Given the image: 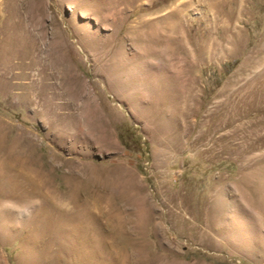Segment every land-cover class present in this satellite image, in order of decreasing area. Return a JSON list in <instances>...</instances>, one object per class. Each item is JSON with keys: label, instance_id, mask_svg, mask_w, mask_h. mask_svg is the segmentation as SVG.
<instances>
[{"label": "rangeland", "instance_id": "374dc122", "mask_svg": "<svg viewBox=\"0 0 264 264\" xmlns=\"http://www.w3.org/2000/svg\"><path fill=\"white\" fill-rule=\"evenodd\" d=\"M30 1L0 0V264H264V0H38L51 65L4 41Z\"/></svg>", "mask_w": 264, "mask_h": 264}, {"label": "bare ground", "instance_id": "6f19581e", "mask_svg": "<svg viewBox=\"0 0 264 264\" xmlns=\"http://www.w3.org/2000/svg\"><path fill=\"white\" fill-rule=\"evenodd\" d=\"M137 0H121V3L123 4V10L127 11L128 13H142V14H146L150 7L147 6L145 3H136ZM214 1V0H213ZM218 1V0H217ZM245 1V0H244ZM37 2L38 0H31L29 2V6H31L30 8L32 9L31 11L29 10V12H27V15H26V18L27 20H23L21 19L20 17L18 18V20L16 21V23L18 22L17 26H16V23L15 25L12 27V29L10 30H13L12 32H14L12 35H9V37H7V39H5V37L2 38L5 39L4 41L6 42V45H11L12 47L15 45L16 47L18 45L16 44H22L25 45V46H29V47H33L34 50L36 51V54H34V57H35V60L38 62V63H41L42 59L45 60V58H48L49 59V63L50 65L51 64H54V63H58L59 61L61 60H64V52H61V49H64L67 48V44H66V40H65V36H64V32L60 29H57L55 26V22L54 20L52 19L50 21V25H51V29L50 31H46L44 29V27L42 25H39L35 18H34V11H36V7H37ZM120 2V1H119ZM210 2V1H209ZM238 2V1H237ZM181 3V2H180ZM183 3V2H182ZM218 4V3H217ZM216 5V3H215ZM241 5V4H240ZM239 5V6H240ZM175 9L169 11V12H166V13H163L159 16H157L155 19L160 21L162 23V20H165L167 18H175V19H179L180 17V14L178 16V11H180L179 9V5L178 7H174ZM217 8V7H216ZM241 8V7H240ZM243 9V8H242ZM216 11V10H214ZM241 11V10H240ZM217 13V12H216ZM238 13V12H237ZM244 13V12H243ZM222 14V13H221ZM217 15V14H216ZM219 15V14H218ZM214 16V14H213ZM221 17V16H220ZM238 17V16H236ZM219 18V17H218ZM232 18V17H231ZM231 18H229L231 20ZM174 20V19H173ZM217 20V19H216ZM227 21V19H224V21ZM236 20V19H235ZM238 20V19H237ZM242 20V19H241ZM222 21V20H221ZM140 22V21H139ZM230 23V22H229ZM141 26H145V25H148L150 24L151 25V22L149 19H142V21L140 22ZM135 27V26H134ZM163 29V28H162ZM163 33V32H162ZM167 33V32H166ZM4 36V35H3ZM6 36V35H5ZM1 38V39H2ZM3 42V41H2ZM1 42V43H2ZM19 45V46H20ZM42 45H44L43 47H41ZM5 46V45H4ZM14 46V47H15ZM24 46V47H25ZM6 48V47H5ZM8 48V47H7ZM27 48V47H26ZM25 48V49H26ZM11 49V48H10ZM30 49V48H29ZM32 49V48H31ZM5 49H3L4 51ZM33 50V51H34ZM67 50V49H66ZM28 51V50H27ZM31 51V50H30ZM59 51V52H57ZM1 52V51H0ZM56 52V53H54ZM2 53V52H1ZM0 53V55H1ZM5 53V52H4ZM44 54V57L41 56V54ZM51 53H54V56H52ZM29 54V53H28ZM1 57V56H0ZM3 57V56H2ZM30 57H33V56H30ZM53 57V58H52ZM46 68V65L43 63L41 66H40V71L43 72V70ZM42 75V74H41ZM33 101V100H32ZM96 112V111H95ZM94 113V112H93ZM12 162V161H11ZM35 169V168H34ZM21 172V171H20ZM19 174V173H18ZM26 176V175H25ZM24 176V177H25ZM22 178V176H19ZM18 177V178H19ZM23 177V178H24ZM7 182V181H6ZM36 182V181H35ZM37 184V183H36ZM19 185V184H18ZM35 185V184H34ZM37 188V187H35ZM39 189V188H38ZM22 190V189H21ZM41 190V189H40ZM45 191V190H44ZM43 192V191H42ZM29 195H34V194H37L39 195L40 197L42 196L43 200H44V203H46L47 201L48 202H51L50 199H48L47 197H45L46 195H42L41 194V191L40 192H37V191H33V192H28ZM21 196V195H20ZM16 199V198H15ZM15 201V200H14ZM34 203V202H33ZM43 206V207H42ZM40 206L39 208H36V210L34 211L36 214L31 216L32 218V223H33V230L35 231V235L36 236H39V235H44L43 237H46L47 240H49V242L52 240L53 236L54 235H57V233H61L62 231H66V226H67V220L66 217L63 215V213L60 214V218L59 220L58 219H55L54 218V215H53V209H50L47 207L46 204ZM37 211V212H36ZM60 212V211H58ZM33 213V212H32ZM55 213V211H54ZM34 214V213H33ZM56 214H58L56 212ZM59 215V214H58ZM57 216V215H56ZM55 216V217H56ZM70 217V215H69ZM57 218V217H56ZM74 218V216H73ZM71 217H70V221H71ZM58 221H61L63 223V226L62 225H59L60 222ZM73 224H70L72 227L74 225V219L72 220ZM35 223V224H34ZM70 223V222H69ZM69 226V225H68ZM70 227H69V230H70ZM75 228V225L73 226ZM88 227V226H87ZM83 228L87 230V228H84V227H81V229ZM93 228V227H92ZM80 228L78 230L80 234H82L83 230H81ZM76 230V228H75ZM76 230V232L78 231ZM71 231L72 228H71ZM94 231V230H93ZM62 232V233H63ZM68 233H70L68 231ZM73 233V232H72ZM78 233V232H77ZM79 233H78V236H79ZM112 233V232H111ZM65 234V232H64ZM67 234V232H66ZM71 234V233H70ZM75 234V233H74ZM72 234V235H74ZM85 234V233H84ZM76 235V234H75ZM82 236V235H81ZM109 236V235H108ZM111 236V235H110ZM57 237V236H56ZM80 237V236H79ZM85 237V236H84ZM37 238V237H36ZM35 238V240H36ZM39 238V237H38ZM71 239V238H70ZM79 240V239H78ZM82 239H80L79 243L81 242ZM85 240V239H83ZM75 241V239H74ZM73 242V240H72ZM77 242V239L76 241Z\"/></svg>", "mask_w": 264, "mask_h": 264}, {"label": "trees", "instance_id": "16d2710c", "mask_svg": "<svg viewBox=\"0 0 264 264\" xmlns=\"http://www.w3.org/2000/svg\"><path fill=\"white\" fill-rule=\"evenodd\" d=\"M120 140H121V142L123 143V145L126 147V148H128L129 147V145L127 144V142L124 140V138L120 135Z\"/></svg>", "mask_w": 264, "mask_h": 264}]
</instances>
